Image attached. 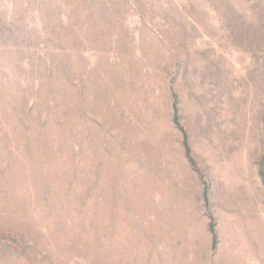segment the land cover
Masks as SVG:
<instances>
[{
    "label": "rangeland",
    "instance_id": "1",
    "mask_svg": "<svg viewBox=\"0 0 264 264\" xmlns=\"http://www.w3.org/2000/svg\"><path fill=\"white\" fill-rule=\"evenodd\" d=\"M0 264H264V0H0Z\"/></svg>",
    "mask_w": 264,
    "mask_h": 264
}]
</instances>
